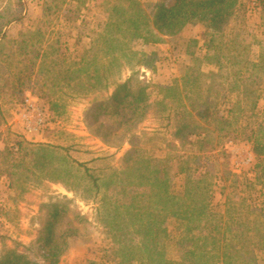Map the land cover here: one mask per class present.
Wrapping results in <instances>:
<instances>
[{"label": "rangeland", "instance_id": "374dc122", "mask_svg": "<svg viewBox=\"0 0 264 264\" xmlns=\"http://www.w3.org/2000/svg\"><path fill=\"white\" fill-rule=\"evenodd\" d=\"M52 1L0 0V261L14 251L44 264L49 251L44 236L53 230L54 238L68 236L57 264H122L119 235L130 232L134 245L141 242L128 220L134 208L139 218L166 230L168 238L161 247L170 262L181 260L191 235L201 238L209 231L216 245L211 240L196 245L216 253L223 236L213 227L223 216L240 215L242 221L252 222L253 235L257 227L264 235V223H253L260 220L259 210L264 213V176L258 168L264 157H256L252 148V141L264 146V72L243 68L264 53V21L256 0H241L208 37L204 25L191 22L161 44L131 42L119 76L99 38L115 0H86L78 19V0H66L57 16H47L43 7ZM139 1L154 22L175 2ZM214 38L223 63L234 57L229 63L236 64L211 82L210 100L224 103L227 110L233 107L231 121L238 128L220 139L211 135L207 145H218L200 162L193 160L197 150L175 136L179 92L172 95L167 89H180L192 69L217 72L215 66H198L196 61L206 55ZM153 53V68L147 69L140 61ZM119 84H127V91L113 99ZM141 86L148 87L146 101L134 109L130 94ZM26 101L35 108L31 113ZM38 115L44 123L29 132L27 118L33 121ZM132 135L139 139L133 147ZM19 143L22 149L41 145L61 150L28 153L18 149ZM132 148L137 152L127 163L124 158ZM142 158L168 159L165 182L176 198L183 197L187 181L205 178L203 186L210 185L208 209L214 216L208 229L187 233L182 220L158 214L146 199L148 166L132 167ZM38 160L46 168L70 164L74 177L62 181L77 191L40 175L34 165ZM71 160L83 166H72ZM241 231L221 229L227 240ZM258 253L263 264V253Z\"/></svg>", "mask_w": 264, "mask_h": 264}, {"label": "trees", "instance_id": "16d2710c", "mask_svg": "<svg viewBox=\"0 0 264 264\" xmlns=\"http://www.w3.org/2000/svg\"><path fill=\"white\" fill-rule=\"evenodd\" d=\"M86 0H78V7L75 9V15L78 19L80 17L81 10ZM66 0H53L51 3L44 4V12L46 15L54 14L58 15L62 6ZM241 0H175L173 6L167 8L162 17H158L157 21H152L151 16L147 13L144 6L139 0H115L112 7L107 11L106 23L102 35L99 38L102 44L105 45L106 51L110 56L109 65L112 69H116L118 76L121 75V69L124 67L122 59L127 58L128 46L133 41H141L144 45H157L164 42L165 36H170L182 30L188 23L197 22L206 27L205 36H210L209 33L214 29L217 31L215 25L222 24L230 15L236 11V8L240 5ZM257 5L260 7L261 16L264 21V0H256ZM158 28V29H156ZM2 31H0V35ZM79 40V39H78ZM1 43V41H0ZM213 48L216 51L213 52ZM215 38L208 42L206 47V55L202 58H196L198 66L203 63L213 65L217 68V72H209L207 74L200 72V70H190L188 75L183 78L180 89L173 86L168 87L170 93L179 92L178 99L180 103V112L175 121V136L188 146L197 150L194 154L193 160L202 162L205 158L202 156L204 153H211L217 147L218 143L214 146H208V140L211 139V135L217 134V139L224 136H230L232 130L237 129V123L231 121L235 109H224V103L219 101L211 102L210 93L217 79L223 78V70L229 68L236 63H229L234 57L229 58L226 64L223 63L224 58L218 55ZM216 53V54H215ZM126 55V56H125ZM155 54L140 61L141 65L147 69H152L155 62ZM37 58L39 57L36 56ZM235 60V59H234ZM236 62V61H234ZM79 64V63H78ZM245 70H259L264 72V53L259 57L257 63L248 62L243 65ZM250 68V69H248ZM238 76V74L236 75ZM106 79V78H105ZM227 80V77L224 78ZM213 82L214 84H212ZM245 81H243L244 83ZM115 83V82H113ZM112 83V84H113ZM222 86V85H220ZM146 88L147 86H141L138 91L131 93L130 97L134 103V109H137V105L146 101ZM120 91H127V84H119L116 88V99ZM130 93V92H129ZM128 93V94H129ZM127 93H124L125 97H128ZM186 102V103H185ZM223 112V113H221ZM143 116V115H142ZM191 139V141H190ZM139 139L135 135L131 136L129 141L130 145L135 146V142ZM18 149L30 153H36L38 151L44 152L50 150L55 152L57 149L47 146H33L31 149H22V144L19 143ZM253 153L256 157H264V146L258 144L256 141H252ZM49 151V152H50ZM136 150L133 148L127 152L125 160L127 163L132 158H135ZM43 157V156H42ZM47 158V157H46ZM166 160H156L142 158L137 159L133 163V168L140 167L142 169L144 165L148 166L149 170L148 184L150 187V193L146 197L147 202L158 212L160 216L168 217L172 216L182 220L185 223V230L192 233L194 229L202 230L208 229L211 225L210 221L213 219V215L210 214L208 209V190L203 186L205 181L204 177L199 181L193 182L187 181L185 184L183 197L176 198L170 194V187L165 182L167 176ZM71 165L77 164L78 167L83 165L71 160ZM35 169L42 176H51L49 178L52 183L64 184V186L70 191H77L66 185L62 181V178L72 179L70 164H66L63 168L60 163L57 167H48L38 160L34 163ZM69 165V166H68ZM131 167V166H130ZM261 173L264 176V160L258 165ZM136 169V170H140ZM92 186H95V180L90 177ZM260 179V177H258ZM180 200V201H179ZM181 202V203H179ZM184 202V203H183ZM245 199L242 200V204H246ZM185 204L186 209L182 211V206ZM134 208L128 213L129 223L133 226L135 238L141 236L140 244L134 245L130 232L119 235L118 239V255L121 258L122 264H130L133 262H141L145 264H260V254L262 252L264 256V235L260 232V228H256L255 235L250 231L252 230V222L249 220L242 221L241 216L238 217H220L221 220L213 227V231H217L216 234L221 237L220 246H217V252L207 251L205 247L196 245V242L206 243L213 241V245H216V236L212 231H209L208 236L198 237L191 235L186 239L187 247L183 251L182 258L178 262H170L165 258V251L163 245L168 236L166 230L160 229L156 224L151 222H145L142 218H139ZM197 213V214H196ZM196 215V216H195ZM195 216V218H193ZM258 217L260 220L254 221V225L264 223L263 210H259ZM262 219V220H261ZM197 224V225H196ZM52 226V225H51ZM194 226V227H191ZM242 230L230 239L224 238V234L221 233V229ZM120 231V227H118ZM50 230L44 239L47 240L49 251L44 259V264H57L60 257L63 255L67 248L68 236L63 233L59 237H53L54 232ZM187 232V233H188ZM254 240L257 242V249L252 248ZM193 242V243H192ZM264 264V257L262 258ZM0 264H34L28 260L22 253L9 252L7 256L0 261Z\"/></svg>", "mask_w": 264, "mask_h": 264}, {"label": "built area", "instance_id": "2783aa9c", "mask_svg": "<svg viewBox=\"0 0 264 264\" xmlns=\"http://www.w3.org/2000/svg\"><path fill=\"white\" fill-rule=\"evenodd\" d=\"M27 105H26V110L29 111V113H31L32 111L35 110V108L32 106V104L29 103V101H26ZM27 130L29 132H32L34 130H36L38 127H40L44 122L41 119L40 115H38V117H36L33 121L31 120L30 116L29 118H27Z\"/></svg>", "mask_w": 264, "mask_h": 264}]
</instances>
